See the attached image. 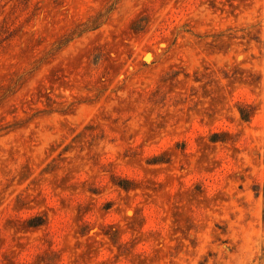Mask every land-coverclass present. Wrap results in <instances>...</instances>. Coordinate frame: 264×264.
<instances>
[{"label":"rangeland","instance_id":"obj_1","mask_svg":"<svg viewBox=\"0 0 264 264\" xmlns=\"http://www.w3.org/2000/svg\"><path fill=\"white\" fill-rule=\"evenodd\" d=\"M263 45L264 0H0V264H264Z\"/></svg>","mask_w":264,"mask_h":264},{"label":"trees","instance_id":"obj_2","mask_svg":"<svg viewBox=\"0 0 264 264\" xmlns=\"http://www.w3.org/2000/svg\"><path fill=\"white\" fill-rule=\"evenodd\" d=\"M263 50H264V45H263Z\"/></svg>","mask_w":264,"mask_h":264},{"label":"bare ground","instance_id":"obj_3","mask_svg":"<svg viewBox=\"0 0 264 264\" xmlns=\"http://www.w3.org/2000/svg\"><path fill=\"white\" fill-rule=\"evenodd\" d=\"M249 227V226H248Z\"/></svg>","mask_w":264,"mask_h":264}]
</instances>
